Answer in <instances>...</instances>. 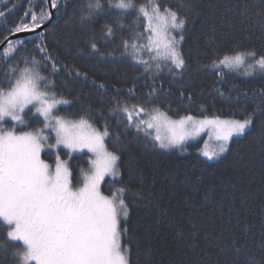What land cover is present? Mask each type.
<instances>
[{"label": "snow or ice", "instance_id": "obj_1", "mask_svg": "<svg viewBox=\"0 0 264 264\" xmlns=\"http://www.w3.org/2000/svg\"><path fill=\"white\" fill-rule=\"evenodd\" d=\"M38 3L43 5L39 13L30 5L20 23L8 28V35L0 40V122L10 118L23 125L27 118L36 119L41 125L34 132L19 135L0 131V220L8 226L7 237L22 242V247L13 252L20 258L18 264H131V245L123 243L128 229L121 228V218L126 223L129 217V196L139 198L147 208L162 215L167 213L160 202L162 197L155 191V180L146 188L145 174L138 162L130 156L128 165L122 164L121 152H130L133 145L143 143L147 147L151 141L153 148L182 149L187 139L209 129L218 144L211 151L205 148L200 155L212 161L231 151L234 138L251 135L249 152L252 156L259 155L264 166V89L254 93L255 106L251 111L245 107L242 119H221L218 115L201 119L191 114L171 119L156 104L163 89L155 87L156 79L161 78L165 69L173 77L191 80L197 71L211 67L219 80H223L225 70L244 68L241 75L264 79V50L257 51L247 42L257 27L261 33L257 39L264 40V0H256L257 20L252 19L249 0H216L213 6L221 13L220 18L226 19L230 26L238 25L245 39L232 42L226 51L216 48L213 42L214 51L208 57L210 63L196 61V67L188 63L181 49L194 8L192 0H172L171 4H162L161 0L142 3L137 0H86L73 8L69 16L71 25L66 22L64 34V51L69 58L104 60L112 57V52L101 50V42L114 39L119 29L126 33L120 39L121 56L129 57L136 67L135 80L153 81L143 98L135 96V84L128 89V96L122 89L113 88L109 100L115 106L108 109L106 117L103 107L98 113L90 110L85 113L92 117L98 114L104 119L103 130L94 127L84 116L72 122L54 114L58 105L73 103L58 90L56 78L63 73L66 79L80 82L88 81L89 76L62 60L59 50L47 44L46 25L62 8L68 15L70 0H38ZM114 9L119 11L113 12ZM106 13L114 15L115 19L111 24L102 25L98 39L92 25L98 15ZM5 16L6 12L0 11V17ZM29 16L31 22H25ZM128 16H134V20L126 24ZM21 32H32L38 38L32 54L21 52L25 41L9 39ZM81 37H86L83 45ZM91 84L100 91L101 105L105 104L103 97L108 95V85L105 82L97 84L94 79ZM179 91L181 98L187 95L192 99L193 93L188 92L186 85ZM215 91L225 98L222 90ZM240 95L238 92L235 102H239ZM226 99L232 101L231 95ZM129 100L136 102L130 104ZM109 120L116 122L115 136ZM161 127L169 134L160 135ZM45 129L50 131L45 133ZM152 129L156 130L155 135ZM52 133L55 134L54 143L51 142ZM106 138L113 141L117 151L106 148ZM60 145L68 149L64 155L69 159L62 160L57 155L53 171L41 159V150ZM84 149L95 158L88 160V169H80L83 182L74 188L70 179L74 177L70 165L74 158L72 153ZM245 155L248 153L238 150L237 163ZM102 183L109 185L111 195L102 194ZM250 195H240L239 202L244 210ZM228 196L235 198L232 194ZM223 205V200L218 202V208ZM194 211L189 210L190 214ZM237 215L242 216L243 210ZM260 215L264 218V205L260 207ZM189 225L188 246L198 248L202 240L207 247L201 251L214 256V259L209 257L207 264H264V256L257 260L250 245L249 225L245 224L239 232L225 228L215 235L205 233L203 236L193 220H189ZM5 246L0 243V248ZM261 249L264 250V243ZM200 264H205L203 256Z\"/></svg>", "mask_w": 264, "mask_h": 264}, {"label": "trees", "instance_id": "obj_2", "mask_svg": "<svg viewBox=\"0 0 264 264\" xmlns=\"http://www.w3.org/2000/svg\"><path fill=\"white\" fill-rule=\"evenodd\" d=\"M85 2L86 0H70L71 7L67 10L68 15L64 14L62 8L46 27L49 47L58 49L62 60L74 64L81 72H87L89 76L88 81L80 82L66 79L63 73L56 78L58 90H62L64 96L73 103L57 108L55 115L72 120L84 116L94 127L103 130L104 119L99 118L98 114L92 117L85 113L89 110L98 113V110L103 107L106 117L108 109L115 106L109 100L113 88L122 89L125 96H128V89L133 88L135 84V96L143 98L150 91L153 81L135 80L138 75L136 67L133 66L129 57L121 56L123 49L119 46L120 39L126 33H121L119 29L114 39L109 38L107 43L101 42V50L112 52V57L100 60L91 57L69 58L67 56L64 51L65 25L66 22L71 25L69 16L72 9ZM142 2L144 0H137V3ZM215 2L216 0H192L194 8L189 16L184 33L185 39L181 45L182 52L192 67L197 66L196 61L202 64L210 63L208 57L214 51L213 42L216 48L226 51L231 47L232 42L245 39L238 25L230 26L226 19L220 18L221 13L217 12L213 6ZM249 2L252 19L257 20L255 13L259 11V6L256 0H249ZM161 3L171 4L172 0H161ZM30 5L37 13L43 7L38 0H0V11L6 12L5 17H0V40L8 35V28L20 23L21 17ZM10 9L12 11L9 12ZM115 11L119 10L114 9L113 12ZM114 19V15L108 13L96 17L92 28L98 39L102 25L111 24ZM133 20L134 16H128L124 23H132ZM25 22L30 23L31 17L29 16ZM253 31L254 34L247 39L248 44L257 51L264 50V40L257 39L261 35L259 28ZM84 39L86 37H81L82 45ZM21 40L25 41V44L21 46V52L32 54L35 42H38L36 35ZM84 50L86 52L87 48L85 47ZM37 59H39L38 56ZM93 79L97 84L105 82L108 85V95L103 97L105 100L103 105L100 103V91L91 84ZM182 85H186L188 92L193 93L191 100L187 98V95L181 98L179 90ZM155 87L163 89L156 104L171 118L179 119L180 116L191 114L197 118L218 115L222 118L242 119V110L246 107L248 111H251L255 106L252 97L254 93L264 89V79L258 76L245 77L240 72L225 71L224 79L219 80L215 70L208 67L197 71L192 79L188 80L179 76L173 77L165 69L161 73V78L156 79ZM215 89L222 90L225 98L218 96ZM238 92L241 95L237 103L235 101ZM244 93H247V96ZM229 95L232 101L226 99ZM246 100L247 103H245ZM135 102L136 100H129L130 104ZM1 123L4 130L16 132L35 131L41 126L36 119L27 118L23 125L9 120ZM109 124L115 136L116 122L109 120ZM250 139L251 135L243 139L234 138L231 142V151L219 160L211 162L198 154L200 142L187 145V152L153 148L151 141L148 142L147 147L141 143L133 145L130 152H121L123 165H128L131 156L143 169L146 188L152 185L153 179L155 180V191L162 197L160 199L162 206L167 208V213L162 215L155 209L147 208L139 198L133 199L129 196L127 200L129 217L126 223L121 222V228L128 229L123 243L131 245V264H200L202 256L207 264L209 257L214 259L211 252L201 251L207 247L202 240L199 241L198 248L188 246L186 234L190 228V219L201 229V236L205 233L215 235L225 228L239 232L241 227L247 224L250 226V245L256 259L260 260L264 256V250L261 249V244L264 243V218L260 215V207L264 205V166L259 155L252 156L249 152ZM106 148L109 151L118 150L113 141L107 138ZM238 150L248 153L239 163H237ZM67 152L66 149L57 147L56 152L46 151L41 155L43 160L54 163L57 155H60L63 160H68L69 157L64 155ZM72 156L74 158L71 159L70 165L74 177L70 179L73 180L72 186L78 187L83 181L80 169L88 167V155L72 154ZM133 190H135V184ZM102 192L105 195H111L108 184L102 183ZM241 193L251 194L246 210L239 202ZM228 194H232L235 198L229 199ZM221 200L224 201V205L218 208V202ZM190 209L196 211L190 214ZM241 210L243 215H237ZM8 230V227L0 220V243L6 245L0 248V262L18 264L20 258L14 256L13 252L22 245L7 237Z\"/></svg>", "mask_w": 264, "mask_h": 264}, {"label": "rangeland", "instance_id": "obj_3", "mask_svg": "<svg viewBox=\"0 0 264 264\" xmlns=\"http://www.w3.org/2000/svg\"><path fill=\"white\" fill-rule=\"evenodd\" d=\"M145 43H146V41H144ZM141 55H144V53L142 52L141 53ZM214 70V69H213ZM225 71H230V72H240V73H243L244 71H245V69L244 68H240V69H237V70H235V71H232V70H225ZM61 106H66V105H58L57 106V108H59V107H61ZM57 109H54L53 110V112H54V114H55V111H56ZM32 111L33 112H35V109L33 108L32 109ZM22 115H23V113H22ZM41 118V120L43 119L42 117H40ZM171 118V117H170ZM221 119H232V118H222V117H220ZM66 120H68V121H72V122H75V121H78L79 119H76V120H72V119H67V118H65ZM171 119H174V118H171ZM202 119V118H201ZM5 120H9V121H11L10 120V118H5ZM11 122H13V123H15V124H19L18 122H14V121H11ZM1 123V122H0ZM89 123H91L90 121H89ZM92 124V123H91ZM19 125H21V124H19ZM0 131H12L14 134H17V135H19V134H21V133H23V132H34V131H31V130H25V131H22V132H16V131H14V130H4L3 128H0ZM45 131V133H48L50 130L49 129H45L44 130ZM152 132H153V134L155 135L156 134V130L155 129H152L151 130ZM169 133H168V131H167V129L166 128H164V127H161V129H160V135H162V136H165V135H168ZM54 136H55V134L54 133H52V140H51V142L52 143H54L55 142V138H54ZM201 143V147L199 148V150L197 151L198 152V154L200 155V152L202 151V150H204L205 148H207V150H209V151H211L213 148H215L216 146H217V144H218V142L214 139V137H213V135H212V133L210 132V130L209 129H205L204 131H202L198 136H196V137H194V138H189V139H187L185 142H184V144H183V148L182 149H179V148H174V149H168V150H164V149H161V150H164V151H170V150H178V151H180V152H187L188 151V149H187V145H189V144H197V143ZM58 147H61V148H64L63 147V145H60V146H58ZM64 149H66V148H64ZM160 149V148H159ZM67 151H68V149H66ZM46 151H53V152H56L57 151V148H54V149H50V148H47V147H45V148H42V150H41V154L43 153V152H46ZM72 154H86V155H88V160L89 159H94L95 157L93 156V154L92 153H88L87 152V150L86 149H84L83 151H81V152H75V153H72ZM201 156V155H200ZM56 157V156H55ZM203 159H205V160H207V158H205V157H203V156H201ZM41 159H42V155H41ZM43 160V159H42ZM63 160V159H62ZM207 161H209V160H207ZM212 161H216V160H212ZM44 162L45 163H47V164H49L50 165V168L54 171L55 170V164H56V160H55V162L54 163H49V162H47V161H45L44 160ZM211 162V161H210ZM90 166H89V164H88V167L86 168V169H88ZM83 182V181H82ZM75 188V187H74ZM101 191H102V188H101ZM102 194H104L103 192H102ZM105 195V194H104ZM2 221V220H1ZM122 221H124L123 220V218H121V222ZM3 222V221H2ZM8 227V226H7ZM14 242H17V243H20L21 245H22V242H20V241H14ZM31 264H34V262H31Z\"/></svg>", "mask_w": 264, "mask_h": 264}, {"label": "water", "instance_id": "obj_4", "mask_svg": "<svg viewBox=\"0 0 264 264\" xmlns=\"http://www.w3.org/2000/svg\"><path fill=\"white\" fill-rule=\"evenodd\" d=\"M52 22V21H51ZM50 22V23H51ZM50 23H48L47 25H46V27L50 24ZM37 32H39V31H41L40 29H37L36 30ZM33 35H35L34 33H32V32H21V33H18V34H16L15 36H9V39L10 40H15V39H24V38H27V37H29V36H33Z\"/></svg>", "mask_w": 264, "mask_h": 264}]
</instances>
